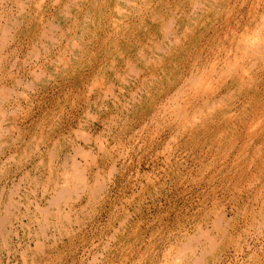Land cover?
<instances>
[{"label":"bare ground","instance_id":"1","mask_svg":"<svg viewBox=\"0 0 264 264\" xmlns=\"http://www.w3.org/2000/svg\"><path fill=\"white\" fill-rule=\"evenodd\" d=\"M226 1L0 0V74L7 66L10 70L16 67L5 53L13 42L11 26L17 20H12V12L17 9L19 17L27 16L29 26L24 31L27 55L20 66L29 61L34 64L29 71L30 88L46 84L59 74H91L87 82L96 101L109 96L120 99L117 92L126 95L120 111L128 116L131 107L144 115L154 105L151 124L156 129L170 128L173 146L182 145L192 152L201 149L202 161L207 162L202 171L213 169L225 178L226 189L232 193L230 213L214 204L205 215V223L197 224L192 235L167 251L166 264H217L232 250L243 256L244 243L247 261L264 264V98L259 92L261 85L264 88V9L250 35L224 36L226 41L221 43L227 45L220 47L215 60L205 55L207 60L201 63L205 53L201 40L207 41L209 30L221 21ZM4 3L10 8H4ZM193 50L197 51L191 69H185L182 58L191 57ZM200 65L203 69L198 68ZM13 80L15 86L23 83L19 78ZM14 91L16 88L9 86L0 90V154L2 142L12 129L5 128V121L17 115L16 110L4 108L3 102ZM91 99L84 102L85 120L91 115ZM55 131L51 124L45 133L32 136L23 152L28 153L29 147L32 152L38 150L40 143L48 144L44 158L49 157L52 165L57 149L66 146L64 142H72L55 140ZM77 152L86 164L76 156H67L58 170L50 166L47 179L53 185H44L42 192L50 198L47 207L34 206L37 217H32L30 204L24 206L14 197L12 200L11 194L17 190L0 189V242L9 244L13 231L8 227H12L21 206L29 217L28 226L37 225L38 241L32 256L43 252L39 239L48 238L49 230L69 235L74 215L66 207H71L75 196L96 200L105 183L96 174L93 181L87 178V171L95 166L94 155L80 148ZM8 160L16 158L11 155ZM23 259L29 264L28 258Z\"/></svg>","mask_w":264,"mask_h":264},{"label":"rangeland","instance_id":"2","mask_svg":"<svg viewBox=\"0 0 264 264\" xmlns=\"http://www.w3.org/2000/svg\"><path fill=\"white\" fill-rule=\"evenodd\" d=\"M225 3L221 21L209 30L207 41L201 40L200 47L205 49L201 63L206 62L205 55L210 61L215 60L216 52L227 45L221 43L226 41L224 36L250 35L257 16L264 9V0H227ZM2 5L10 8L8 3ZM12 13V20H17V24L11 26L13 42L5 55L9 63L16 62V67L10 70L7 66L2 70L0 90L2 86L16 88L17 92H12L9 98L5 96L3 107L16 110L17 115L10 116L4 124L5 128L12 129L2 142L0 189L17 190L11 194L12 200L15 198L24 206L30 204L32 217L39 216L34 206L47 207L50 197L42 192L44 185H53L47 179L50 166L58 170L67 156H76L86 164L78 155V148L94 155L95 166L87 171V178L92 180L96 174L105 183L96 200L75 196L71 207H66L74 215L69 235H56L54 230H49L48 238L39 239L44 250L36 256H32L31 250L38 241L37 225L28 226L29 217L24 215L25 207L21 206L12 227H8L13 231L9 244L0 242V264H25L24 256L29 264L32 261L35 264H166L167 251L185 236L192 235L197 224L205 223V215L214 204L230 213L232 193L226 189L225 178L213 169L202 171L207 162L202 161L201 149L192 152L182 145L173 146L171 129H156L151 124L154 105L144 115L140 109L131 107L128 116L120 111L126 95L117 92L120 99L109 96L105 101H96L87 82L91 74H59L46 84L30 88L29 71L33 62L20 66L27 55L24 32L29 28L27 16L19 17L17 9ZM193 51L191 57L182 58L185 69H191L189 65L197 50ZM14 78L23 83L15 86ZM260 87L264 98V88ZM88 97L92 98L93 105L89 119L85 120L84 102ZM51 124L56 129L55 140H72L71 144L63 141L67 145L57 149L52 165L49 157L44 158L48 144L40 143L38 150L35 148L32 152L29 147L28 153L23 152L25 145L30 146L32 136L45 133ZM11 155L16 160H8ZM243 248L246 250L243 256L232 250L224 253L217 264H249L246 243Z\"/></svg>","mask_w":264,"mask_h":264}]
</instances>
